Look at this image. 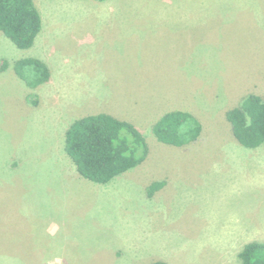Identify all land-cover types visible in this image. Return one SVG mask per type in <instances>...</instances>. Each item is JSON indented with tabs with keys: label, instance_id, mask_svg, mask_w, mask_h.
<instances>
[{
	"label": "rangeland",
	"instance_id": "rangeland-1",
	"mask_svg": "<svg viewBox=\"0 0 264 264\" xmlns=\"http://www.w3.org/2000/svg\"><path fill=\"white\" fill-rule=\"evenodd\" d=\"M33 1L31 47L0 32V264H241L242 246L264 241V143L240 145L225 111L264 97V0ZM24 57L49 79L28 87L12 68ZM171 110L198 118L195 141L156 140ZM98 112L149 147L106 184L63 149L70 123Z\"/></svg>",
	"mask_w": 264,
	"mask_h": 264
},
{
	"label": "trees",
	"instance_id": "trees-1",
	"mask_svg": "<svg viewBox=\"0 0 264 264\" xmlns=\"http://www.w3.org/2000/svg\"><path fill=\"white\" fill-rule=\"evenodd\" d=\"M103 2L106 0H93ZM42 28L40 12L33 0H0V32L16 47H31ZM2 60L0 69L7 67ZM15 74L30 88L46 82L47 65L35 57H24L13 62ZM232 134L246 148L264 143V97L256 93L244 95L238 104L225 111ZM202 125L192 113L171 110L163 113L152 125L157 141L183 146L195 141ZM63 149L75 171L93 183L106 184L116 176L142 163L149 152L146 138L132 122L98 112L74 119L64 133ZM162 181L150 184L148 195L160 189ZM237 257L241 264H264V241L245 243ZM19 264H33L23 261ZM147 264H167L156 260Z\"/></svg>",
	"mask_w": 264,
	"mask_h": 264
}]
</instances>
